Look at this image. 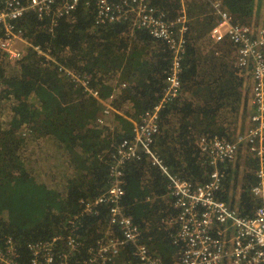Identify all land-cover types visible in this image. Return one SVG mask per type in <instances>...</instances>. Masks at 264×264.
<instances>
[{
    "label": "trees",
    "instance_id": "1",
    "mask_svg": "<svg viewBox=\"0 0 264 264\" xmlns=\"http://www.w3.org/2000/svg\"><path fill=\"white\" fill-rule=\"evenodd\" d=\"M151 2L168 22L180 14L179 0ZM185 4L180 84L176 96L160 108L151 147L172 172L203 182L210 167L199 159L197 141L231 135L224 123L227 107L239 99L235 93L239 83L223 74L222 48L229 40L210 39L217 16L206 8L209 2L187 0ZM220 7L233 23L245 24L253 14L254 0H221ZM94 16L92 7L84 5L54 22L25 14L13 24L28 45L11 61L0 55V239L10 238L24 263L31 258L27 243L64 235L66 218L77 206L80 210L79 200L92 201L103 191L116 143L132 137V123L113 136L107 132L109 126L103 129L105 125L98 123L97 118L105 116L103 101L119 92L112 104L117 109L131 105L130 115L137 120L159 103L168 87L175 52L169 40L152 38L146 30L135 28L131 19L97 25ZM178 26L170 29L175 42L181 35ZM3 35L0 26V38ZM122 84L126 87L119 89ZM247 165L238 201L231 199L238 173L231 163L225 167L227 178L218 194L249 215L258 202L250 192L258 179L253 171L256 162ZM122 168L125 213L139 226L141 242L149 251L171 264L177 247L169 235L176 225L160 222L175 213L166 176L142 152ZM41 186L56 191L55 207L41 215L28 212L23 218H12L17 203L34 197ZM98 209V214L83 213L76 220L85 245L94 243L107 228L106 207ZM130 248L124 247L116 264H135Z\"/></svg>",
    "mask_w": 264,
    "mask_h": 264
},
{
    "label": "built area",
    "instance_id": "2",
    "mask_svg": "<svg viewBox=\"0 0 264 264\" xmlns=\"http://www.w3.org/2000/svg\"><path fill=\"white\" fill-rule=\"evenodd\" d=\"M151 1L3 0L0 26L4 35L0 38V50L10 60L21 53L13 46L14 40L28 45L21 30L15 29L13 23L17 19L33 13L38 19L47 17L54 22L68 16L79 5L92 7L97 25L131 19L135 28L146 30L152 38L169 40L175 52L163 97L133 122L132 137H123L116 143L111 154L109 183L103 191L92 201L79 200L80 210L77 206L66 218L64 235L27 243L31 253L28 263L19 259L10 238L0 239V264H115V259L126 246L131 247L135 264H166L141 242V230L125 213L122 203L125 193L122 167L126 161L138 158L140 152L166 176L168 193L173 199L175 213H169L160 221L169 226L176 225L169 235L177 247L171 264H264V25L254 30L247 23H233L231 16L220 7L221 0H204L209 2V9L217 16L210 38L213 41L229 40L234 48L236 67L251 76L253 107L248 125L242 132L230 136L201 137L197 141L199 159L210 167V171L203 182H195L172 172L151 147L158 131L160 108L170 97L176 96L180 84L181 52L185 42L183 33L187 30L186 1L179 0L180 14L170 22ZM175 26L181 32L176 42L170 33ZM124 86L120 85L119 89ZM103 106L105 115L108 113L106 100ZM97 121L103 124V116H99ZM243 147L256 162L253 171L258 179L250 188L258 202L249 215L240 213L235 205L232 207L218 194L227 178L225 167L235 159L239 150H244ZM102 205L108 214L107 228L94 243L85 245L77 233L76 220L83 213L98 214V207ZM83 248L86 249L84 254Z\"/></svg>",
    "mask_w": 264,
    "mask_h": 264
},
{
    "label": "rangeland",
    "instance_id": "3",
    "mask_svg": "<svg viewBox=\"0 0 264 264\" xmlns=\"http://www.w3.org/2000/svg\"><path fill=\"white\" fill-rule=\"evenodd\" d=\"M183 1L185 3V1L187 0ZM203 2L205 3L206 1L203 0ZM209 7L210 6L208 5L206 8L209 9ZM247 24H249V26L253 28H259L260 26L264 25V0H258L257 2H254L253 14ZM26 45L27 44L18 40H14L13 42V46L19 49L21 52ZM222 50L225 51L224 56L226 58V70L223 74H228L230 82L239 83L238 87H235V93L239 95V99L233 102L230 107H227L229 109V112L227 111V114H229V116L224 123V126L227 128L226 131H229L232 135L236 132H242L248 125L249 113L252 111L253 107L251 88L252 79L248 72H242V70L238 66L236 67L234 48L231 44L228 43V46L223 47ZM0 55H2V58L3 56H6L1 50ZM6 60L11 61L7 58V56ZM116 87H118V85ZM125 87L126 85L123 88ZM118 93L119 92H114V95L106 100V104H108V113H106L103 117L104 123L102 125H105L103 129L108 126L110 127V129L107 130L110 136L116 135V133L125 132V129L130 127L129 123H132L133 125V122L136 121V119H133L130 115L134 112V108L131 105L129 106V104L125 103L121 106V108L117 109V107L112 104V102H114V98L118 96ZM248 162L250 164V162L252 163L253 160L252 156L245 148L244 150H239L235 159L230 162L232 169L236 167L235 169H237L238 171L236 178L237 181L235 185V187H237L233 188L231 191V199L235 200V203L238 201L239 193L241 190L240 185H242L241 179L246 174L245 169L247 168V166H249L247 165ZM236 165L239 166V169ZM229 182L230 184L234 183V180L230 178ZM57 197L58 195L55 190L41 186L38 193L34 197L28 199L27 201L17 203V206L10 212V215L14 219L19 216L23 218L28 212H33L34 214L41 215L44 210L47 211L48 207H55ZM26 204H28L29 207L28 210L25 211L24 208ZM18 206L19 209H17Z\"/></svg>",
    "mask_w": 264,
    "mask_h": 264
},
{
    "label": "crops",
    "instance_id": "4",
    "mask_svg": "<svg viewBox=\"0 0 264 264\" xmlns=\"http://www.w3.org/2000/svg\"><path fill=\"white\" fill-rule=\"evenodd\" d=\"M257 1H258V0H257ZM257 1L254 0V2H257ZM215 24H216V23H215ZM215 24H214V25H215ZM212 27H213V26H212ZM209 36H210V32H209ZM23 43H24V42H23Z\"/></svg>",
    "mask_w": 264,
    "mask_h": 264
},
{
    "label": "flooded vegetation",
    "instance_id": "5",
    "mask_svg": "<svg viewBox=\"0 0 264 264\" xmlns=\"http://www.w3.org/2000/svg\"><path fill=\"white\" fill-rule=\"evenodd\" d=\"M254 30H256V28H254Z\"/></svg>",
    "mask_w": 264,
    "mask_h": 264
}]
</instances>
